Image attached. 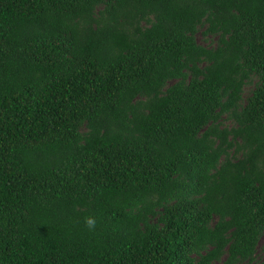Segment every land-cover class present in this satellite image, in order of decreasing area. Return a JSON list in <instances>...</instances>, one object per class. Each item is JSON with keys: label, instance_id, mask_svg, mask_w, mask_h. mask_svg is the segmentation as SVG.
I'll use <instances>...</instances> for the list:
<instances>
[{"label": "trees", "instance_id": "16d2710c", "mask_svg": "<svg viewBox=\"0 0 264 264\" xmlns=\"http://www.w3.org/2000/svg\"><path fill=\"white\" fill-rule=\"evenodd\" d=\"M218 262L264 264V0H0V264Z\"/></svg>", "mask_w": 264, "mask_h": 264}, {"label": "clouds", "instance_id": "9594fccd", "mask_svg": "<svg viewBox=\"0 0 264 264\" xmlns=\"http://www.w3.org/2000/svg\"><path fill=\"white\" fill-rule=\"evenodd\" d=\"M84 224L89 230H94L97 225V218L94 215L84 217Z\"/></svg>", "mask_w": 264, "mask_h": 264}, {"label": "rangeland", "instance_id": "374dc122", "mask_svg": "<svg viewBox=\"0 0 264 264\" xmlns=\"http://www.w3.org/2000/svg\"><path fill=\"white\" fill-rule=\"evenodd\" d=\"M199 38V40H200V36L198 37ZM263 240H261V242H262ZM218 264H220V262H218Z\"/></svg>", "mask_w": 264, "mask_h": 264}]
</instances>
